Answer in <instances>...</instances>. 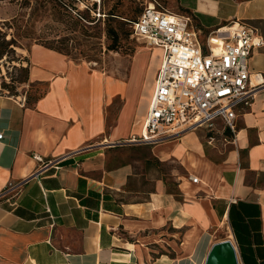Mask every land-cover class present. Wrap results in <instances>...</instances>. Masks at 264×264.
I'll return each instance as SVG.
<instances>
[{
  "label": "crops",
  "instance_id": "crops-1",
  "mask_svg": "<svg viewBox=\"0 0 264 264\" xmlns=\"http://www.w3.org/2000/svg\"><path fill=\"white\" fill-rule=\"evenodd\" d=\"M163 1L202 41L224 25L252 28L262 40L252 83L264 76V0ZM143 48L159 54L146 63ZM161 56L141 46L105 69L30 47L21 63L42 91L0 92V190L23 181L14 208L0 201V264H204L226 220L238 263L264 264V84L238 111L234 139L217 120L130 141Z\"/></svg>",
  "mask_w": 264,
  "mask_h": 264
},
{
  "label": "built area",
  "instance_id": "built-area-1",
  "mask_svg": "<svg viewBox=\"0 0 264 264\" xmlns=\"http://www.w3.org/2000/svg\"><path fill=\"white\" fill-rule=\"evenodd\" d=\"M129 36L162 54L141 133L130 141L157 142L188 129L212 128L217 120L235 138L238 111L250 103L254 89L264 84L259 73L252 83L248 68L253 47L262 44L252 28L224 25L209 31L202 41L189 15L149 0L132 22ZM33 157L42 162L41 156ZM56 163L53 159L43 165ZM189 179L198 180L192 175ZM22 184L8 181L0 190V201L4 199L14 208Z\"/></svg>",
  "mask_w": 264,
  "mask_h": 264
},
{
  "label": "rangeland",
  "instance_id": "rangeland-1",
  "mask_svg": "<svg viewBox=\"0 0 264 264\" xmlns=\"http://www.w3.org/2000/svg\"><path fill=\"white\" fill-rule=\"evenodd\" d=\"M22 1L0 0V30L7 31V38L15 36L18 43L14 47L15 56L22 60L26 58L32 45H52L60 48L73 60L87 61L96 67L107 69L121 58L127 61L130 55L143 46L130 38L128 19H134L149 0H61L63 4L59 10L47 4L34 14H29L28 8L20 6ZM157 1L167 10L173 11L163 0ZM110 12L122 16L115 19L110 16ZM83 13H89L95 18L94 21L89 22V26L80 27L79 24V28L69 36L68 15L79 19L78 14ZM110 28L119 33L116 49L111 48L114 42L107 33ZM63 38L67 40L58 42ZM141 51L146 63L152 62L159 54L155 49L143 48ZM9 57L11 54L6 59ZM21 65L22 63L15 61L0 65V92L20 96L29 93V96L35 97L42 91V87L24 81L26 74L20 69ZM2 82L4 86L1 85ZM142 93L140 89L138 95ZM224 224L216 233V240L221 241L228 236V223L224 221Z\"/></svg>",
  "mask_w": 264,
  "mask_h": 264
},
{
  "label": "trees",
  "instance_id": "trees-1",
  "mask_svg": "<svg viewBox=\"0 0 264 264\" xmlns=\"http://www.w3.org/2000/svg\"><path fill=\"white\" fill-rule=\"evenodd\" d=\"M47 4H50L52 8H55V10H57L58 8L60 9V6L63 3H62L61 0H23L21 2L20 6L22 8H28L29 9V14L30 13L34 14V13H37L38 11H40L41 8L45 7ZM160 6L162 8H164V9H166L161 4H160ZM140 11H138V13L134 17V19H132V20L128 19V22H129V34L131 33V24H132L133 21L136 20V18L139 15ZM109 14H110V16L112 18H115V19H119V17L122 16V15L114 13V12H110ZM78 15H79V19L83 20L82 23H81V21L79 19H77V18H75V17H73L71 15H68V16H70L69 17L70 18V20H69L70 21L69 36L72 35L73 32L79 28V26H78L79 24H81L80 27L81 26H89L90 24H88V23L89 22H93L94 19H95V18H92L89 15V13H83V14H78ZM185 15H187V14H185ZM107 33H108V36L111 37L113 39V42H114V45L111 46V48L112 49H116L117 48V43H118V40H119V33L114 28L108 29ZM7 35H8L7 31H1L0 30V65L1 64H5L6 62H13V61L21 63L22 59H20V57H18V56H15L16 53H15L14 47L18 45L17 39L15 38L14 35H12L11 37L7 38ZM67 38H63L62 40H60L58 42L67 40ZM44 46L47 47V48L53 49L55 51H58L60 53H63L60 48L54 47L52 45H44ZM9 54H11V57L6 59L7 55H9ZM20 69L22 71H25L26 77H25L24 81H27V67L21 65ZM1 85L4 86V83L2 82ZM27 97H29V96L27 95Z\"/></svg>",
  "mask_w": 264,
  "mask_h": 264
},
{
  "label": "water",
  "instance_id": "water-1",
  "mask_svg": "<svg viewBox=\"0 0 264 264\" xmlns=\"http://www.w3.org/2000/svg\"><path fill=\"white\" fill-rule=\"evenodd\" d=\"M204 264H239L232 242L224 239L214 243Z\"/></svg>",
  "mask_w": 264,
  "mask_h": 264
},
{
  "label": "bare ground",
  "instance_id": "bare-ground-1",
  "mask_svg": "<svg viewBox=\"0 0 264 264\" xmlns=\"http://www.w3.org/2000/svg\"><path fill=\"white\" fill-rule=\"evenodd\" d=\"M226 222H227V220H226ZM225 226V224L224 223H222V226H221V228H223ZM228 227V226H227ZM228 234V233H227ZM224 238H226L228 241H230V242H232V244L233 245H235V243L233 242V240H232V236H231V234L229 233L228 234V236L227 237H224ZM221 239V238H220ZM234 248H235V246H234Z\"/></svg>",
  "mask_w": 264,
  "mask_h": 264
}]
</instances>
